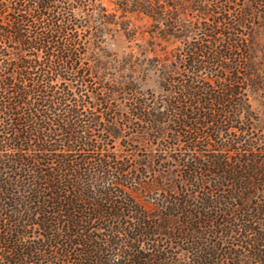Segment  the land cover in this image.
Returning a JSON list of instances; mask_svg holds the SVG:
<instances>
[{"label": "trees", "instance_id": "trees-1", "mask_svg": "<svg viewBox=\"0 0 264 264\" xmlns=\"http://www.w3.org/2000/svg\"><path fill=\"white\" fill-rule=\"evenodd\" d=\"M116 5L0 0V264H264V0Z\"/></svg>", "mask_w": 264, "mask_h": 264}, {"label": "rangeland", "instance_id": "rangeland-1", "mask_svg": "<svg viewBox=\"0 0 264 264\" xmlns=\"http://www.w3.org/2000/svg\"><path fill=\"white\" fill-rule=\"evenodd\" d=\"M100 6L106 11L107 14H115L116 21L127 22L129 24V28L135 30L136 35L134 36L133 41H128L119 27L115 32H112V36H107L104 38L103 48L106 53L112 54L115 53L117 55H121L123 53H128L132 51L135 55H138V49L135 44L142 46L143 48L149 49L147 46V41H149L148 35L145 33L149 27V21L145 18H142L136 14L126 13L124 17H122V11L117 7L116 0H99ZM259 44L264 50V24L260 31L259 36ZM165 44H162L164 46ZM156 51L159 52V47H155ZM261 68L264 73V52L261 57ZM263 88H264V80H263ZM257 100V101H256ZM254 107L258 110L261 115L262 123L264 126V99L258 98L253 101Z\"/></svg>", "mask_w": 264, "mask_h": 264}]
</instances>
